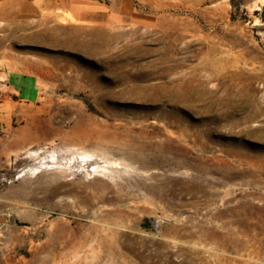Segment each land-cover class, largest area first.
<instances>
[{
  "label": "rangeland",
  "instance_id": "374dc122",
  "mask_svg": "<svg viewBox=\"0 0 264 264\" xmlns=\"http://www.w3.org/2000/svg\"><path fill=\"white\" fill-rule=\"evenodd\" d=\"M24 1L0 82L41 98H0V264H264V0Z\"/></svg>",
  "mask_w": 264,
  "mask_h": 264
},
{
  "label": "crops",
  "instance_id": "0c3cea01",
  "mask_svg": "<svg viewBox=\"0 0 264 264\" xmlns=\"http://www.w3.org/2000/svg\"><path fill=\"white\" fill-rule=\"evenodd\" d=\"M81 7H91L83 0H31L24 1L18 8L17 15L22 20L33 19L42 11L66 9L75 10ZM109 13L122 22L145 24L148 19L142 17L134 3L129 0H117L108 8ZM71 19H78L82 14H68ZM1 79V78H0ZM0 98L2 108H12L17 102L36 104L41 98V85L37 75L23 70H14L4 74L0 82Z\"/></svg>",
  "mask_w": 264,
  "mask_h": 264
},
{
  "label": "bare ground",
  "instance_id": "6f19581e",
  "mask_svg": "<svg viewBox=\"0 0 264 264\" xmlns=\"http://www.w3.org/2000/svg\"><path fill=\"white\" fill-rule=\"evenodd\" d=\"M40 167H37L36 169H39ZM36 169H33L31 172H30V175H32V174H38V173H40L41 171H36ZM27 173H29V171L28 172H26L25 174H27ZM24 174V175H25Z\"/></svg>",
  "mask_w": 264,
  "mask_h": 264
}]
</instances>
